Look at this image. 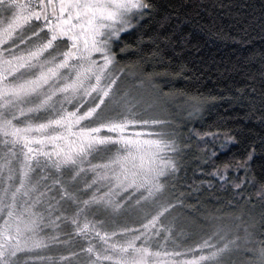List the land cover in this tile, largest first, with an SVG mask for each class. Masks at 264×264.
Returning a JSON list of instances; mask_svg holds the SVG:
<instances>
[{"label":"snow or ice","instance_id":"1","mask_svg":"<svg viewBox=\"0 0 264 264\" xmlns=\"http://www.w3.org/2000/svg\"><path fill=\"white\" fill-rule=\"evenodd\" d=\"M161 7L158 0H0V264H21L20 254L25 264H264V212L257 225L244 211L253 195L264 208V173L252 169L264 137L207 174L235 189L245 201L240 213H209L192 225L200 233L194 244L173 239V213L214 185L185 183L192 134L183 137L163 114L166 73L154 69L168 67L179 25ZM135 33L133 48L124 37ZM145 52L152 72L139 61L121 64ZM230 101L264 125V91L257 98L254 87L237 89ZM201 107L198 97L186 100L189 117ZM196 136L201 175L238 142L232 130ZM245 186L255 189L247 198ZM130 215L118 228L110 223ZM45 227L57 235H42ZM74 243L78 251L44 254Z\"/></svg>","mask_w":264,"mask_h":264},{"label":"trees","instance_id":"2","mask_svg":"<svg viewBox=\"0 0 264 264\" xmlns=\"http://www.w3.org/2000/svg\"><path fill=\"white\" fill-rule=\"evenodd\" d=\"M158 2L162 6L161 14L171 12L173 24H178L179 28L175 34L177 45L164 58L168 67H157L154 70L156 73H166L163 79L167 83L163 90L169 93L171 98L177 99L181 104H186L189 97H198L202 100V107L197 115L189 117L186 110L185 114L188 116L184 118V113H181V119L175 121L183 137L187 138L190 133L192 134L191 151L185 158L187 164L185 183L195 182L199 185L201 181H211L214 185L209 187L205 183L198 193L193 192L191 198L184 201V205L188 208L194 207L193 210H200L201 214L195 211L199 221H203L209 213L223 217L237 209L240 212L245 201L239 200L235 189L228 185L221 187L217 179L207 174L213 170V163L238 159L253 141L259 143L264 137V125L260 123L258 115L249 112L246 105L230 101L231 94L237 89L251 90L254 87L257 98L264 91L262 88L264 73L261 72L264 68L262 63L264 0H158ZM137 36L138 33L127 35L124 42L134 48ZM148 56V52L124 55L120 61L121 64L139 61L147 72H152V64L155 61L145 63ZM217 130H232L238 142L229 152L221 154L215 161L210 160L208 166L203 168L204 175H201L200 169L203 165L197 157L201 155L200 150L204 145L201 144L200 148H197L196 133ZM208 147L211 148V144ZM252 169L257 174L264 173V154L259 151L252 161ZM239 175L243 178L244 173L241 172ZM235 176V171H232L229 183ZM179 191L193 190L181 187ZM254 191L255 189L250 186H245L243 195L247 198ZM198 205L199 207L195 208ZM244 211L246 215L254 216L259 225L264 208L254 195ZM129 226L135 225L129 223ZM64 230L71 231V228ZM173 239L176 240V237L173 236ZM196 240L193 242L187 240L185 244H194ZM160 243H167L169 249L172 247V241L165 242L163 237H160ZM158 247L154 239L153 251ZM49 248L52 250L50 255L57 253L67 255L69 250H79L76 243L60 248L50 245Z\"/></svg>","mask_w":264,"mask_h":264},{"label":"rangeland","instance_id":"3","mask_svg":"<svg viewBox=\"0 0 264 264\" xmlns=\"http://www.w3.org/2000/svg\"><path fill=\"white\" fill-rule=\"evenodd\" d=\"M186 111V104H181L177 99L175 98H169L166 105L163 108V114L166 118H174V122H178L182 116L181 113H184V118L187 117L188 115H186L185 112ZM138 130V129H137ZM131 131V129L129 130ZM0 147H2V145H0ZM40 175L39 171H37L36 173V177L38 178ZM198 206H195V208H198ZM194 207H187L184 206L183 208H178L177 211L175 213H173V215L175 217H177V222L176 225L174 227V231H175V237H176V241L177 242H181V243H186L187 240H189L190 242H193L194 240L198 239V237H200V233H199V229L192 227L193 224H195L196 222L199 221L198 216L196 214L199 213L201 214L200 210H193ZM196 211V212H195ZM201 211H203V209H201ZM237 212V213H236ZM240 212H238V209L234 212V213H229L231 215H238ZM225 215L223 217H228L230 215ZM129 219H135L134 215H130V216H120L117 218H113L110 223L114 226V227H119L121 226L123 223L126 222V220ZM203 219V218H202ZM130 223V222H129ZM63 227V226H62ZM42 235L48 236V235H57V233L54 232V230L50 227H45L42 229ZM51 248L50 251L44 253L45 255H50L51 253ZM27 260V257L24 254H20V262L21 264H25Z\"/></svg>","mask_w":264,"mask_h":264}]
</instances>
